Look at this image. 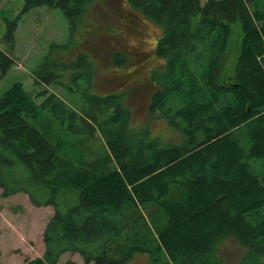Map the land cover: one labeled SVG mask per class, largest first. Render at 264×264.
I'll list each match as a JSON object with an SVG mask.
<instances>
[{
    "label": "trees",
    "instance_id": "1",
    "mask_svg": "<svg viewBox=\"0 0 264 264\" xmlns=\"http://www.w3.org/2000/svg\"><path fill=\"white\" fill-rule=\"evenodd\" d=\"M91 1L25 0L23 12L59 7L73 30ZM129 2L164 28L156 54L165 68L152 74L159 89L150 112L167 118L182 140L134 132L120 96H107L94 103L101 115L115 107L99 125L106 150L91 156L77 147L81 126L95 129L97 114H80L47 91L61 83L53 62L33 72L44 85L42 102L15 84L0 99L2 195L24 192L54 206L45 251L25 264H58L66 252L86 264H126L137 254L151 264H225L216 248L228 236L246 248L235 264H264V0ZM237 22L242 33L229 73L224 62ZM17 25L8 23L11 42ZM16 62L0 48V81ZM74 64L91 78L85 54Z\"/></svg>",
    "mask_w": 264,
    "mask_h": 264
},
{
    "label": "rangeland",
    "instance_id": "2",
    "mask_svg": "<svg viewBox=\"0 0 264 264\" xmlns=\"http://www.w3.org/2000/svg\"><path fill=\"white\" fill-rule=\"evenodd\" d=\"M24 4L25 0H0V48L17 60L0 81V99L15 84H22L31 97L42 102L45 97L38 94L44 85L36 81L33 72L47 60L53 62L61 81L48 86L47 91L57 94L80 114L91 113L92 109L97 114L96 100L120 96V102L131 113L130 128L134 132L147 131L166 144L182 140V134L167 118L150 112L152 96L159 89L152 74L165 68V60L156 54L157 42L164 35L159 23L133 8L129 0H92L72 30L59 7L44 5L23 12ZM13 20L18 25L11 42L6 36L8 23ZM129 23L134 26L128 27ZM241 33L237 22L224 62L229 73L237 59ZM82 54L92 62L91 78L84 68L74 64ZM121 59L123 62H119ZM57 61L66 66L57 67ZM114 109L113 105L106 114H97V119L91 120L95 129L81 126L79 151L91 156L104 153L106 135L99 125ZM71 150L74 152L73 146L69 150L72 154ZM2 192L0 188V264H25L26 258L44 253L43 233L54 206L37 205L24 192L7 197ZM245 253L246 248L229 236L216 248V255L225 264L237 263ZM69 260L86 264L79 253L72 252L64 253L58 264ZM126 264L151 263L147 254H137Z\"/></svg>",
    "mask_w": 264,
    "mask_h": 264
},
{
    "label": "crops",
    "instance_id": "3",
    "mask_svg": "<svg viewBox=\"0 0 264 264\" xmlns=\"http://www.w3.org/2000/svg\"><path fill=\"white\" fill-rule=\"evenodd\" d=\"M42 255H43V254H42ZM42 255H41V256H42ZM62 256H63V255H62ZM62 256H61V257H62Z\"/></svg>",
    "mask_w": 264,
    "mask_h": 264
},
{
    "label": "flooded vegetation",
    "instance_id": "4",
    "mask_svg": "<svg viewBox=\"0 0 264 264\" xmlns=\"http://www.w3.org/2000/svg\"><path fill=\"white\" fill-rule=\"evenodd\" d=\"M141 66V65H140Z\"/></svg>",
    "mask_w": 264,
    "mask_h": 264
}]
</instances>
